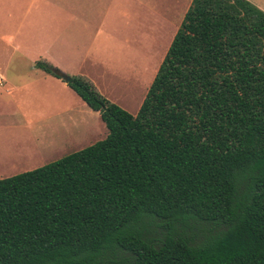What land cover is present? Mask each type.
<instances>
[{"label":"trees","instance_id":"16d2710c","mask_svg":"<svg viewBox=\"0 0 264 264\" xmlns=\"http://www.w3.org/2000/svg\"><path fill=\"white\" fill-rule=\"evenodd\" d=\"M70 77L108 134L0 179V264H264L262 9L192 0L136 114Z\"/></svg>","mask_w":264,"mask_h":264},{"label":"crops","instance_id":"0c3cea01","mask_svg":"<svg viewBox=\"0 0 264 264\" xmlns=\"http://www.w3.org/2000/svg\"><path fill=\"white\" fill-rule=\"evenodd\" d=\"M248 1L264 11V0ZM191 2L192 0H0V179L6 178L3 176V167L9 156V143L4 140L8 137L10 124H19L16 103L11 101V96L20 88L18 83L21 82L17 80L23 79L27 83L59 81L37 68L36 60L45 58L68 75L86 74V62L91 61L96 68L103 63L105 45L111 46L109 51L115 50L116 34L120 35L122 30L123 6L131 8L134 27L142 32L145 29L146 34L167 35L162 30L171 26L174 28V37ZM16 56L18 59L14 63L12 59ZM13 63L20 72L35 75L10 78L8 70ZM64 84L66 86L67 82ZM84 104L87 105L86 102ZM84 104L79 105L82 112L88 114L89 106ZM94 112L100 115L99 112ZM99 129L104 139L108 134L105 130L108 129L102 125ZM65 132L62 143L80 140L84 136L72 126L66 127Z\"/></svg>","mask_w":264,"mask_h":264},{"label":"rangeland","instance_id":"374dc122","mask_svg":"<svg viewBox=\"0 0 264 264\" xmlns=\"http://www.w3.org/2000/svg\"><path fill=\"white\" fill-rule=\"evenodd\" d=\"M130 10L123 6L122 30L120 35L116 34L115 50L109 51L111 46L105 45L103 63L96 68L91 61L86 62L87 72L80 75L91 81L109 100L136 114L173 40L174 28L165 27L162 32L167 35L146 34L145 29L142 32L134 27ZM17 59L16 56L12 61L15 63ZM14 63L8 70L10 78L35 75L20 72ZM56 78L58 82L17 80L21 82L18 83L20 88L11 96V101L16 103L19 124H10L8 137L4 140L9 143V156L4 163L3 176L43 166L103 139L99 127H107L101 116L84 104L68 84L63 86V79ZM80 103L88 107V114L82 112ZM71 126L83 134V138L62 143L65 128ZM146 228L148 237L162 236L167 232L160 220L148 221ZM115 252L117 256L124 255L119 248Z\"/></svg>","mask_w":264,"mask_h":264},{"label":"water","instance_id":"95a60500","mask_svg":"<svg viewBox=\"0 0 264 264\" xmlns=\"http://www.w3.org/2000/svg\"><path fill=\"white\" fill-rule=\"evenodd\" d=\"M61 76H62V79H64L66 82L70 81V78H71L70 75L66 73H62Z\"/></svg>","mask_w":264,"mask_h":264}]
</instances>
